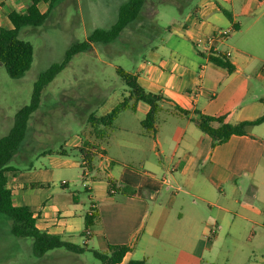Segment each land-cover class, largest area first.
<instances>
[{
	"label": "crops",
	"instance_id": "obj_1",
	"mask_svg": "<svg viewBox=\"0 0 264 264\" xmlns=\"http://www.w3.org/2000/svg\"><path fill=\"white\" fill-rule=\"evenodd\" d=\"M200 3L186 17L187 22L170 29L176 40L168 46L167 52H153L150 60H145L133 71L144 88L163 95L158 113L166 111L179 117L169 126L170 133L158 125L156 118L155 132L149 133V137L158 152L165 151L164 145L171 149V158L180 151L182 157L167 170L179 168L183 181L175 174L167 178L159 162L145 160L141 168L123 164L119 171H109L111 179L108 181L130 185L134 193L129 196L109 193L108 182L105 186L87 185L89 204L84 208L73 190H64L73 184L78 169H81L83 179L90 171H82L81 156L71 148L82 146L93 152L91 170L95 168L97 157L113 161L115 158L103 147L110 137L108 130L113 126L105 129L102 137L93 138L89 131L86 140L78 142L79 139L74 137L66 142L70 148L69 152L64 148L65 155L51 151L45 157V164L8 173L7 187L13 202L26 205L37 216L35 224L39 229L59 234L68 241L74 232H78L85 244L84 237L95 236L92 241L100 250H105L109 243L130 245L131 249L118 264L142 258L147 264H200L201 260L205 264H214L203 258L202 251L209 249L212 241L221 234L232 237L229 239L232 242L248 244L250 255L247 258L257 253L255 264H264V211L256 204L261 191L264 201V122L250 127L248 134H233L226 141L211 146L210 137L174 108L177 105L208 115L223 114L229 122L253 119L264 113V56L256 55L243 45L229 43V33L241 31L250 42L260 43L261 39L264 42V19L261 20L264 0H200ZM27 4L28 0H0V25L11 27L8 13L13 10L23 12L21 8L26 9ZM38 8L43 12L47 5L40 2ZM217 10L222 14L223 10L230 12L232 18L228 19L224 14L220 18ZM237 15L252 18L243 25L236 20ZM217 28L227 30V38L207 43ZM197 37L205 44L198 45ZM220 44L233 49L232 53L225 51L229 52L227 59L234 66L231 72L209 60L210 54L225 53ZM207 45L209 48L204 47ZM148 108L146 103L138 101L134 109H127L145 115ZM120 129L128 131L124 125ZM118 140L122 149H140L137 142ZM91 144L94 146L90 147ZM59 174L64 176L57 183ZM195 179L201 182L205 191H189ZM225 185L229 191L225 190ZM217 186L219 192L215 190ZM241 191H245L244 197L238 195ZM178 192L216 206L219 212H209L202 217L191 210L184 212L183 205L178 204L179 209L174 213L172 208L178 200ZM163 194L166 201L162 209L149 210V202ZM195 199L189 203H195ZM91 204L97 215L90 234L84 236V216ZM228 213L233 215L231 225L223 227L220 223ZM241 221L242 225L238 226ZM256 226L260 228L258 234ZM208 230L213 238L205 241L203 236ZM7 232L10 234L9 229ZM241 248L244 251L246 247ZM66 251L52 249L33 259L39 264H45L47 260L51 264H81L77 253ZM60 257H71L73 261L57 263Z\"/></svg>",
	"mask_w": 264,
	"mask_h": 264
},
{
	"label": "rangeland",
	"instance_id": "obj_2",
	"mask_svg": "<svg viewBox=\"0 0 264 264\" xmlns=\"http://www.w3.org/2000/svg\"><path fill=\"white\" fill-rule=\"evenodd\" d=\"M125 1L60 0L52 7L42 25L25 26L19 30V37L29 41L33 46V59L29 69L19 78L10 77L3 64L0 63V137L5 135L11 127L16 110L29 102L33 82L37 75L52 63L61 61L66 49L73 42L84 40L95 28H109L116 20L119 5ZM200 4V0H148L143 5L138 19L132 21L114 42L92 43L90 50H82L75 54L70 62L44 87L40 104L30 116L28 129L15 156L10 161V164L16 168L15 171L18 173L30 167L37 168L42 163L45 164V157L48 153H43V151H54L63 147L69 152L70 146L66 142L74 137L79 139L78 142L86 140L90 131L86 122L87 115L90 112H95L97 115L103 114L123 97L128 96V89L117 74L116 68L121 67L125 71L133 72L145 60H150L153 52H167L168 46L176 40L170 29L187 22L186 17ZM21 9L25 11L24 7ZM217 14L223 18L220 10H217ZM251 18L252 16L237 15L236 20L244 25ZM263 19L264 17L261 18ZM229 43L243 45L256 55L264 56L263 40L261 39L260 43L250 42L243 31L229 33ZM219 47L224 52L227 50L233 52L230 46L220 44ZM143 117L144 114L139 111L130 109L122 111L115 119L113 127L108 130L110 137L103 143L108 155L115 157L114 161L107 157H97L94 161L95 168L89 171L87 178L83 179L81 169H78L73 184L70 183L68 189L64 188L65 191L73 190L84 208H87L89 204L87 185L105 186L108 179H111L109 171L117 172L123 164L141 168L145 160L159 162L167 178L170 174H175L177 178L180 176L178 178L180 181H183L179 168L172 171L167 170L174 167L182 154L177 151L171 158V149L167 146L164 145V152H158L156 148H153L149 133L146 134L147 132H144L140 124ZM175 118H179L178 115L160 111L157 123L163 127L165 132L170 133L169 126ZM123 125L128 131L120 129ZM92 136L95 138L94 135ZM119 138L127 142H137L140 149L136 151L122 149L118 143ZM63 176L64 174H59L57 183ZM224 187L226 191H229L228 186ZM215 190L219 192V186ZM189 191L198 192L205 191V189L201 182L195 179ZM261 192L256 198V204L264 211V201L261 199L263 191ZM238 195L244 197L245 191H241ZM177 196L178 200L172 208L174 213L178 211L179 205H183L184 212L191 210L202 217L207 216L209 212H212L211 214L219 212L216 206H209L203 200L195 199L190 195L179 193ZM193 199L195 203L190 204L189 200ZM165 201V194L155 201H150L149 210H161ZM232 218L233 215L228 213L220 225L230 226ZM240 225L242 221L238 226ZM9 226V217L0 213V264H39L33 259L31 238L7 235ZM255 231L258 234L260 228L256 226ZM72 235L71 241L83 244L78 232ZM91 236L84 237L87 244L78 254L81 264H100L91 251V249H97L92 241L96 237ZM212 238L213 234L209 230L203 236L205 241L206 239L212 240ZM231 238L218 235L209 249H203V258L214 264H255L258 260L257 253L247 258V255H250L247 250L248 244L232 242L229 240ZM241 247L246 248L243 251ZM57 249L67 252L63 248ZM247 260L249 262H246ZM72 261L71 257L57 259V263H71ZM45 264H51V262L47 260ZM52 264L56 263L52 262ZM200 264H205V262L201 260Z\"/></svg>",
	"mask_w": 264,
	"mask_h": 264
},
{
	"label": "trees",
	"instance_id": "obj_3",
	"mask_svg": "<svg viewBox=\"0 0 264 264\" xmlns=\"http://www.w3.org/2000/svg\"><path fill=\"white\" fill-rule=\"evenodd\" d=\"M60 0H28L24 12L11 11L8 18L11 27L0 25V63L3 64L6 72L12 78H19L29 69L33 59L32 44L19 37V30L25 26L37 27L44 23L49 16L52 7ZM148 0H126L121 3L117 10V17L113 24L107 28L93 29L84 40L73 42L65 51L61 61L52 63L44 71L40 72L33 82L30 100L27 104L20 106L13 118V123L7 133L0 137V213L7 215L10 219L9 233L15 237H29L32 240V252L34 256L40 257L47 251L63 248L73 253H81L85 247L82 245L63 239L59 234L49 233L39 229L35 222L37 216L26 205L15 204L12 200L11 191L7 187L8 173L16 168L10 164L15 156L20 142L28 129V120L32 113L40 104V97L44 87L55 77V75L65 67L72 57L82 50H90L92 43H111L126 29L134 20H137L143 5ZM44 2L47 5L45 11L41 12L38 4ZM223 14L231 19L230 12L223 10ZM209 60L215 65L231 72L233 64L227 59L224 53L217 55L210 54ZM117 74L125 83L128 89V96L123 97L109 111L97 115L90 112L86 117V122L90 127V133L96 138L104 135V130L113 126L117 114L127 108L134 109L138 101L146 103L149 108L140 124L145 132L154 134L157 113L164 99L163 95L144 88L137 80V75L133 72L125 71L121 67L116 68ZM175 110L188 117L203 133L211 139V146L226 141L233 134H248L250 127L264 122V113L260 116L237 122H229L225 115H208L195 109L193 111L182 109L175 105ZM88 144V143H87ZM94 145L91 144L90 147ZM82 159V171L91 170L93 152L82 146L73 147ZM53 150H46L43 153H50ZM56 153L65 155L64 148L54 150ZM109 193H120L122 195H132L134 188L122 182L114 180L108 181ZM113 189V192L109 190ZM96 210L93 204L84 216L86 228L93 226L96 218ZM131 249L128 244H107L105 250L91 249L95 258L100 264H118L123 256ZM126 264H147L144 258L132 259Z\"/></svg>",
	"mask_w": 264,
	"mask_h": 264
},
{
	"label": "built area",
	"instance_id": "obj_4",
	"mask_svg": "<svg viewBox=\"0 0 264 264\" xmlns=\"http://www.w3.org/2000/svg\"><path fill=\"white\" fill-rule=\"evenodd\" d=\"M227 33H228L227 30H224V29H221V28H217V29L214 30V32H213L212 35L208 38V40H206V42H207V43H212L214 39L224 38V37L227 35ZM195 41H196V43H197L198 45H200V44H201V45H202V44H205V41H203L202 38H200V37H197V38L195 39ZM204 47H205V48H209V45L204 46ZM224 54H225V56L227 57V56L229 55V52H225ZM62 182H64V181H62ZM109 191H110V192H113L114 190H113V189H110ZM90 232H91L90 228H86V229H84V232H83V233H84V236L89 235ZM83 242H84V241H83ZM83 242H82V243H83Z\"/></svg>",
	"mask_w": 264,
	"mask_h": 264
}]
</instances>
